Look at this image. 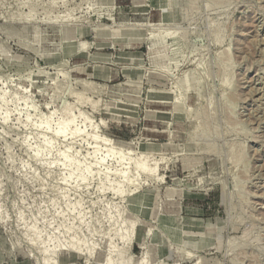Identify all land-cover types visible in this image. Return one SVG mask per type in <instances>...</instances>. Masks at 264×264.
I'll return each mask as SVG.
<instances>
[{"label": "rangeland", "instance_id": "374dc122", "mask_svg": "<svg viewBox=\"0 0 264 264\" xmlns=\"http://www.w3.org/2000/svg\"><path fill=\"white\" fill-rule=\"evenodd\" d=\"M1 93L0 264H264V0H0Z\"/></svg>", "mask_w": 264, "mask_h": 264}, {"label": "bare ground", "instance_id": "6f19581e", "mask_svg": "<svg viewBox=\"0 0 264 264\" xmlns=\"http://www.w3.org/2000/svg\"><path fill=\"white\" fill-rule=\"evenodd\" d=\"M16 13L18 14V16H20L19 12H16ZM16 17H17V15H16ZM17 18L18 19H22V20H30L32 18V10H30L28 15H26L24 17H22V15H21V17H17ZM55 90L57 92H63L64 88L61 87V86L56 85L55 86ZM68 94L74 96L75 93H73V94L72 93H68ZM75 97H76V104L77 105L83 104L84 100H83V97H82L81 94L77 95ZM6 98H7V93H1L0 94L1 104H3L5 102ZM10 99L13 102H15V96H11ZM66 105L67 104L65 103V105L62 104L60 107H58V108L56 107V109L51 110L45 116H43V115L40 116V117L38 116V121H39L38 128H41L45 132H50V135H51L53 140L58 138V137H61V138L69 137L70 140L74 142V141H76L77 139H80L83 136V132L80 129L74 127L75 120L79 119V118H82V120H84L83 121L84 124L87 123V122L89 123L90 120L86 121L85 120L86 116L84 118V117H82L81 114H77L76 116H74V114H72V113H74V112H72L73 109L71 107H69L68 105L67 106ZM70 106L73 107V105H70ZM32 109H33V107H32ZM55 116H57L56 127H55L54 130L51 131V125H52V122H53L52 119ZM28 118L29 117L27 116L26 120H28ZM2 121L4 123L7 122V114H5L3 116ZM88 125L90 126V123ZM51 148H52V142L51 141H46V142H44L42 144V150H44V152L45 151L49 152L51 150ZM91 150H92V154L93 155H95L99 151V142L96 140V138H94V140H93V145H92V149ZM106 152H107V155H111L109 150H106ZM6 155H7V160L10 163H12L13 160H12V157L10 155V151H9L8 148H7ZM39 156H40V151H37L35 153V155L33 156V158L35 160H38ZM115 158H117V160H119V161L123 160V156L119 152L116 153ZM57 161L59 163H61V166L66 167V168L69 169V175L68 176H69L70 179H73L75 181V183L77 182V184H78L77 186H79V185L80 186H87V176L90 175L91 172H92V165L91 164L87 163L86 161L83 162V163L82 162H78L77 159L70 154L69 150H65V151L61 152L59 154V159ZM143 161L144 160H142V158H141L140 160L134 159V160H131L129 162L128 168H130L131 170H133L137 174H135L134 176H129V175H127V172L122 173V175H121V180L122 181L119 183L120 187L115 189V193L116 194H123L124 188H126L128 186H133V185L135 186L137 184V176H138V174H143L147 178H151L152 177V171L151 170L149 171L147 169V167L145 166ZM100 163H102V162H100ZM126 170H128V169H126ZM96 173L101 175V176H104V178L108 177V175H107L108 173L107 172L106 173H102L100 170L97 169ZM78 241H80V239H77V240L72 239L71 240V244H70L69 247H67V249L69 251H74L76 253H80L81 255L82 254L86 255V256L90 255L91 252H92V246L88 245V246L82 248V247L77 245ZM110 246H111V243L109 241L105 242L104 245H103V250H102L101 254L98 255V258H101L105 252H109ZM45 252H46V250H45ZM120 254H121V252H120ZM117 256H118V254H117ZM119 257L121 258L122 256H119ZM96 258H97V255H96ZM122 259H123V257H122ZM118 260L120 261V263H122V261H123L121 259H118ZM118 260L116 261V259H115V261L117 262L116 264H118ZM110 261H111V259H110ZM110 261H108L107 264H109ZM123 263H124V261H123ZM198 263L202 264L201 262H198ZM48 264H50V263H48ZM110 264H112V262ZM203 264H204V262H203Z\"/></svg>", "mask_w": 264, "mask_h": 264}]
</instances>
